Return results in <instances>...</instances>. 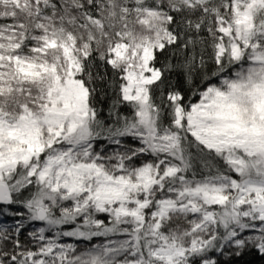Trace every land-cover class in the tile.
<instances>
[{"label": "snow or ice", "instance_id": "1", "mask_svg": "<svg viewBox=\"0 0 264 264\" xmlns=\"http://www.w3.org/2000/svg\"><path fill=\"white\" fill-rule=\"evenodd\" d=\"M264 264V0H0V264Z\"/></svg>", "mask_w": 264, "mask_h": 264}, {"label": "trees", "instance_id": "2", "mask_svg": "<svg viewBox=\"0 0 264 264\" xmlns=\"http://www.w3.org/2000/svg\"><path fill=\"white\" fill-rule=\"evenodd\" d=\"M246 259H251L252 264H259V261L257 258H246Z\"/></svg>", "mask_w": 264, "mask_h": 264}]
</instances>
